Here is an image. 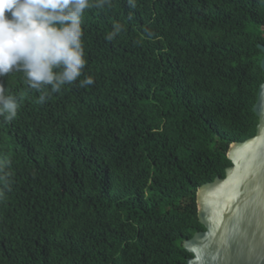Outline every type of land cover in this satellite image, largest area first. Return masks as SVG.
<instances>
[{"label":"trees","instance_id":"obj_1","mask_svg":"<svg viewBox=\"0 0 264 264\" xmlns=\"http://www.w3.org/2000/svg\"><path fill=\"white\" fill-rule=\"evenodd\" d=\"M82 27L92 86L40 105L22 74L0 78L23 95L17 117L0 118L14 179L0 264H185L182 242L203 231L196 190L255 134L264 3L113 0Z\"/></svg>","mask_w":264,"mask_h":264},{"label":"clouds","instance_id":"obj_2","mask_svg":"<svg viewBox=\"0 0 264 264\" xmlns=\"http://www.w3.org/2000/svg\"><path fill=\"white\" fill-rule=\"evenodd\" d=\"M126 2L131 9L137 7V0ZM112 4L113 0H0V78L22 74L40 105L70 86H92L94 77L85 74L82 22L86 11L110 9ZM123 30L122 23L113 22L106 41L112 42ZM144 34L154 35L148 28ZM22 100L23 95L0 84V118L5 123L17 117ZM13 183L11 161L0 157V199L11 192Z\"/></svg>","mask_w":264,"mask_h":264},{"label":"water","instance_id":"obj_3","mask_svg":"<svg viewBox=\"0 0 264 264\" xmlns=\"http://www.w3.org/2000/svg\"><path fill=\"white\" fill-rule=\"evenodd\" d=\"M259 69L264 75V46ZM252 138L228 147L222 179L195 193L202 232L182 242L185 264H264V80L256 90Z\"/></svg>","mask_w":264,"mask_h":264}]
</instances>
